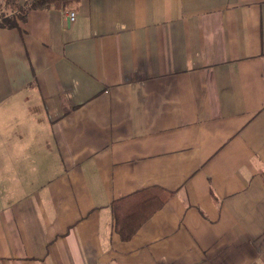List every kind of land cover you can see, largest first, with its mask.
Instances as JSON below:
<instances>
[{"label": "crops", "instance_id": "obj_1", "mask_svg": "<svg viewBox=\"0 0 264 264\" xmlns=\"http://www.w3.org/2000/svg\"><path fill=\"white\" fill-rule=\"evenodd\" d=\"M154 190L122 240L112 202ZM0 264H264V0L0 27Z\"/></svg>", "mask_w": 264, "mask_h": 264}, {"label": "trees", "instance_id": "obj_2", "mask_svg": "<svg viewBox=\"0 0 264 264\" xmlns=\"http://www.w3.org/2000/svg\"><path fill=\"white\" fill-rule=\"evenodd\" d=\"M80 0H4L0 5V27H20L33 9H50L51 7H68ZM172 192H141L134 202L124 203L123 198L112 202L115 216V229L122 240L131 239L144 222L160 209Z\"/></svg>", "mask_w": 264, "mask_h": 264}, {"label": "built area", "instance_id": "obj_3", "mask_svg": "<svg viewBox=\"0 0 264 264\" xmlns=\"http://www.w3.org/2000/svg\"><path fill=\"white\" fill-rule=\"evenodd\" d=\"M69 17H70V19L74 20L75 19V12L74 11L70 12Z\"/></svg>", "mask_w": 264, "mask_h": 264}]
</instances>
